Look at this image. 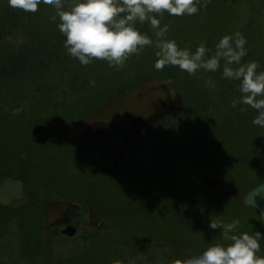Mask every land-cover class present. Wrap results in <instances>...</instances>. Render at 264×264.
Listing matches in <instances>:
<instances>
[{
    "label": "rangeland",
    "instance_id": "374dc122",
    "mask_svg": "<svg viewBox=\"0 0 264 264\" xmlns=\"http://www.w3.org/2000/svg\"><path fill=\"white\" fill-rule=\"evenodd\" d=\"M71 2L65 0V10ZM203 4L201 0L200 10L193 16H171L167 12L157 16L161 27L169 25L166 39L175 40L181 49L188 47L192 52L203 43L214 52L223 36L239 31L247 40V55L242 63L257 61L260 65L257 71H264V0H211L206 8ZM38 8L36 13L24 12L9 7L8 0H0V147L8 152L21 145L24 148L20 151L33 146L34 152L41 142L36 145L31 141L32 133L37 131L42 139L43 129L53 131L47 143L50 151L45 157L38 154L33 181L45 180L50 185L42 194H62L64 197L58 196L62 199L73 193V201L86 208L94 207L105 222L102 230L84 241L53 234L55 246L48 253L42 252V257L54 264H73L77 260L81 261L78 264H115L116 261L173 264L177 259L203 253L214 244L229 243L220 237L222 229H210L211 220L228 224L238 219L237 233L264 234L259 212L244 204L246 195L264 182V127L253 124L258 116L256 110L243 104L231 107L233 98L241 96L240 81L223 78L224 61L221 60L219 71L201 70L197 76H189L172 66L157 71L154 67L157 49L145 47L140 55H132L123 69L110 68L101 60L83 66L64 47L66 37L59 31V18L51 19L55 9L43 2ZM136 27L155 42V30L149 23H138ZM148 78L164 81L172 100L178 97L185 107L137 127L166 134L157 133L153 139L141 143L142 148L133 145L140 147L141 153L138 158L128 156L136 178L120 175L123 185L119 188L114 181L115 173L109 168L110 156L102 152L91 157L86 148L66 146L69 138L64 134L86 114ZM208 79L215 83V89L205 87ZM242 107L247 110L241 112ZM44 113H51L52 120H42ZM94 142L89 138L82 146ZM108 142L105 143L111 146ZM102 150L108 152L106 148ZM91 159L96 160L97 166L80 171L78 167L82 164L95 165ZM4 162L14 165L20 178L25 174L24 167L35 163ZM141 162L152 173L144 172ZM99 169L101 173H97ZM154 172L162 174L167 183L181 187V201H168L162 198V192L149 189L148 186L156 187L157 179L161 178ZM6 173L12 172L2 169L0 163V176ZM207 177L218 179L219 184L205 183ZM188 185L196 186L194 192L199 190L201 194L197 196L195 213L188 202L182 203L190 189ZM53 188L56 191L52 192ZM133 188L150 192L149 209L158 212L139 213L130 202L135 196ZM191 195L194 193L189 191L188 197ZM18 218L0 225V264H24L31 258L27 251H37L40 245V242L32 245L33 234L24 245L27 235L25 229L17 228ZM80 221L84 225L82 217ZM40 222L41 218L38 225ZM260 244L258 255L264 256V239ZM144 249L150 254L148 258L143 254ZM139 257L144 259L141 261Z\"/></svg>",
    "mask_w": 264,
    "mask_h": 264
},
{
    "label": "clouds",
    "instance_id": "9594fccd",
    "mask_svg": "<svg viewBox=\"0 0 264 264\" xmlns=\"http://www.w3.org/2000/svg\"><path fill=\"white\" fill-rule=\"evenodd\" d=\"M41 2L55 9L51 19L56 21L59 18V31L66 37L64 47L83 66L101 60L106 61L110 68L123 69L128 59L132 55H140L145 47L157 49L154 65L157 71L172 66L189 76H197L201 70L219 71L223 60V78L240 81L241 96L233 98L231 107L243 104L256 110L258 116L253 124L264 127V71H257L260 67L257 61L242 63V58L247 55V40L241 32L223 36L214 52L203 43L192 52L188 47L181 49L175 40L166 39L169 25L161 27L157 16L162 17L165 12L180 17L196 15L201 0H72L67 10L65 0H8V5L36 13ZM210 2L204 0L203 7L206 8ZM146 22L155 30V42L136 27L138 23ZM205 87L215 89L216 85L208 79ZM246 110V107L240 109L241 112ZM239 226L238 219L228 224L211 220L210 229H222L220 237L229 243L214 244L200 255L177 259L173 264H264V256L258 255L264 234L259 231L254 235L237 233ZM115 264L121 262L116 261Z\"/></svg>",
    "mask_w": 264,
    "mask_h": 264
},
{
    "label": "flooded vegetation",
    "instance_id": "af4514ba",
    "mask_svg": "<svg viewBox=\"0 0 264 264\" xmlns=\"http://www.w3.org/2000/svg\"><path fill=\"white\" fill-rule=\"evenodd\" d=\"M1 24L2 23L0 22V25ZM138 83L140 82H137L136 84L127 88L126 91L132 89ZM168 89L167 87H164V90L167 92V98L165 101H160V104L159 106L156 107V112L152 118H150L149 120H145V121H139L138 119H132V123L134 124L133 129L126 131L123 129L115 130V129H110V128H103L100 126L98 129H96L97 127L96 125L92 128L93 130L91 131V133H88L83 136L82 142L76 143L74 141L68 140V143L66 144V146L68 145V146H73V147L86 148V150L90 152L91 157L97 156L98 153H102V152H104L108 158L110 156L111 159H109V161H110L111 166H109V168H111V171L115 173L116 178L114 179V181L116 185L120 188L123 185L120 183L121 177L123 178L124 176L125 177L127 176V177H130L131 179L136 178L135 174L132 171L131 165L129 164L128 156H130L132 159L138 158L139 155H141V153L139 152L141 143H144L145 141L153 139L157 135V133L161 136H162V133L166 134L165 131H159V132L153 131L152 132L149 130L148 132L146 130H138L137 127L139 125L147 124L155 120L158 116L171 115L176 110H180L181 108H182L181 109L182 111L183 108L185 107V105L182 103V101L178 97L174 99V101L172 100ZM175 103H176V106H173ZM42 115H43L41 117L42 120H45V121L52 120L51 113H44ZM87 115L88 114L82 117V119L85 118ZM40 124L42 123L41 122L37 123V125H40ZM46 127L47 125L43 126V128H46ZM42 132L45 134L42 139H40L37 136V131H34L32 133L31 141L33 142L35 141L34 143L36 145L41 142V145L37 146V148L34 149V152L31 151L33 149L32 148L33 146H31V148L27 147L30 151L29 150L20 151L21 148H24L23 145H21L18 147V149L16 150L10 149L11 151H8V152H4L3 150H1L2 148L0 147V163H1L2 169L9 170L12 172V173L3 174L2 176H0V180L4 178H11V179L20 181L22 183L21 198H12L13 197L12 196L10 197L11 199H9V203L6 205H3L0 202V219H2L0 221L1 222L0 225H8V223L11 220H13V217H19L15 221L16 226L17 228L19 226V228L25 229L26 231L25 234L28 236V237L25 236L24 245H27L26 241L29 240L30 235L32 234L35 236V239L31 242L32 245H35L36 243L40 242V245L36 248L37 251L33 249H30L27 251L28 254H30L31 258H29V260L25 262L24 264H54L52 263V261L49 262L47 257L46 258L42 257V252L48 253L50 248L55 246L53 234H57L58 236L62 235L68 240L75 241V240H78L77 238H80V241H82V239L84 241L88 238H92V236L96 235L98 231L102 230L105 227V222L101 218L100 212L98 210L96 211L95 208L92 206L86 208L84 205L79 204L78 201L76 200L73 201L74 199L73 197L75 196L73 193L69 194L73 197L69 196L68 198L65 197L62 199L58 198V196H63L62 194L60 195L54 194V196H51L52 193L42 194L41 191L45 190L50 185L46 184L47 182H45V180H43L40 183L39 182L35 183L33 181L32 179V177H34L33 172L38 166L37 164L38 154L39 153L43 154V156L45 157V155L47 154V151H50L49 147H47V143H49L48 141L50 140L49 138L52 135L53 131L48 130V129H43ZM67 132L66 134L63 133L65 137H68ZM111 134L113 135L110 136ZM130 137H132L134 140ZM89 138H92L95 140V142L93 143L95 144V146L93 144L89 146H82V145H85V143L87 142V139ZM106 141L107 142L109 141L110 143L109 142L108 143L111 146L106 144L105 143ZM134 144H138L140 147H135L133 146ZM103 148H106V151L108 152H105V150H102ZM133 149H134V152H133ZM91 157H88L89 161ZM47 158H48V161L52 160L50 155H47ZM5 160H17V161L21 160L23 165H25L24 162L32 163V161H34L35 163H33L32 165L31 164L26 165L24 167L25 174L23 173V178H20L17 174H15L17 172L16 167H14V165L9 166L7 163L4 162ZM91 161L95 165L90 164V163L82 164L80 167H78L79 170L82 172H86L90 168H93V167L95 168L97 166L96 160L91 159ZM88 166L90 168H87ZM140 166L143 168L144 172L152 173L150 170V167H148L145 162H141ZM97 173H101V170L99 169ZM161 173L164 174L165 172L161 171ZM154 174H157L161 178L157 179L158 182H157L156 187L150 188V186L147 185L149 189L158 190L162 192L161 194L162 198L168 201H174L175 199L181 201V197H182V194H180L181 187H178V185H176L175 183L172 185L167 183L169 181L163 178L162 174H160L159 172H154ZM120 175L122 176L120 177ZM167 184L169 186V189L167 188L168 186L166 187ZM188 186L190 187L189 191H192L194 195H191V197H188L189 191H186V195H184V198H182V203L185 204L186 202H188L190 204L191 211L193 212L195 211L196 205L198 203L197 196L200 197L201 194L199 193V190L198 192H194L196 190V186L195 187L190 186V185ZM171 188H173L172 189L173 191H171ZM51 191L53 192L56 190L53 188ZM134 191H135V196L132 199H130V202L136 205L139 213L148 215V214H155L158 212L156 210L149 209L150 205L147 201L149 200L150 192L148 191L146 192L144 190H136V189H134ZM165 193H167V196ZM54 202L69 203L70 207L69 209L63 211V213L61 214V217L58 218V215H57V217L54 218V221H55L54 224L47 225L48 214L46 211V206L49 203H54ZM92 212H95L96 217L98 218L97 224L93 226L91 225ZM23 215H24V218L21 217ZM80 217L83 218L84 225L81 223ZM25 218H28V219L24 220ZM39 218H41V222L38 225ZM87 220H88V225H86ZM25 254L29 256L26 252ZM143 254L145 255L146 258H148L150 255L148 252H146L145 249L143 251ZM199 254H202V253H199ZM199 254H195V255H199ZM138 259L142 261L144 258L139 257ZM78 263H81V261L77 260L73 262V264H78ZM64 264H68V263H64Z\"/></svg>",
    "mask_w": 264,
    "mask_h": 264
},
{
    "label": "water",
    "instance_id": "95a60500",
    "mask_svg": "<svg viewBox=\"0 0 264 264\" xmlns=\"http://www.w3.org/2000/svg\"><path fill=\"white\" fill-rule=\"evenodd\" d=\"M1 37L2 33L0 32V39ZM164 87H166V84L156 78H148L140 82L132 89L96 109L71 127L67 133L68 138L71 141L80 143L83 136L91 133L92 128L96 125V129L99 126L126 131L133 129L134 124L132 123V119H138L139 121L149 120L155 114L156 107L159 106L160 101L166 100L167 92L164 90ZM204 182L210 185L219 184L218 179L211 177H207ZM21 196L22 183L20 181L11 178L0 180V202L3 205L9 203L10 197L21 198ZM244 204L257 209L264 223V182L246 195ZM69 207V203H49L46 206L48 214L47 225L54 224V218L57 215L58 218L61 217L63 211L69 209ZM97 222L96 213L92 212L91 225H96Z\"/></svg>",
    "mask_w": 264,
    "mask_h": 264
},
{
    "label": "trees",
    "instance_id": "16d2710c",
    "mask_svg": "<svg viewBox=\"0 0 264 264\" xmlns=\"http://www.w3.org/2000/svg\"><path fill=\"white\" fill-rule=\"evenodd\" d=\"M206 17V16H205ZM212 217V216H211Z\"/></svg>",
    "mask_w": 264,
    "mask_h": 264
}]
</instances>
